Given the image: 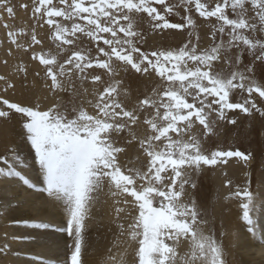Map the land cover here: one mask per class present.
I'll return each instance as SVG.
<instances>
[{
	"label": "snow or ice",
	"instance_id": "obj_1",
	"mask_svg": "<svg viewBox=\"0 0 264 264\" xmlns=\"http://www.w3.org/2000/svg\"><path fill=\"white\" fill-rule=\"evenodd\" d=\"M16 7L0 0V119L16 118L37 175L32 179L18 169L16 146L6 145L0 154V209L38 202L61 209L66 223L55 227L31 216L10 221L7 227L22 226L30 234L4 231L0 256H10L12 264H59L12 247L59 232L71 241L66 264H85L89 229L103 227L93 210L110 201L109 225L125 244L118 264H126V255L131 264H227L215 220L205 218L207 208L195 197V178L231 158L245 165L252 159L208 144L221 126L236 125L238 115L264 118L257 103H264V78H257L256 68L264 66V0H21L30 32L9 24ZM174 15L182 22H171ZM198 20L208 28L203 47ZM45 27L54 51L43 50L38 39L37 29ZM169 30L186 31L188 39L179 47L142 50L147 33ZM14 52L31 53L34 75L55 98L46 110L39 98L31 105L5 98L16 80L26 87L28 79L27 63ZM122 73L157 82L130 105L121 100L128 96L118 78ZM136 127H144V134L137 135ZM132 147L138 166L121 162ZM12 185L16 192L9 191ZM223 200L238 202V227L255 237L256 217L264 218V192L238 184Z\"/></svg>",
	"mask_w": 264,
	"mask_h": 264
},
{
	"label": "bare ground",
	"instance_id": "obj_2",
	"mask_svg": "<svg viewBox=\"0 0 264 264\" xmlns=\"http://www.w3.org/2000/svg\"><path fill=\"white\" fill-rule=\"evenodd\" d=\"M4 43L5 42L2 39L0 43L1 44L0 48H4ZM0 70H3V69H0ZM40 88L41 87H39V89ZM17 89H18L17 91H19V88ZM32 90L34 91V89ZM17 91L11 90V92H13L15 95ZM46 92L47 90L40 91L39 92L40 97L39 96L37 97L40 98L41 100L42 96H44L43 99H45L46 98L45 95L47 94ZM19 93L17 92L18 95ZM14 94L13 96H12V93L8 94L10 97L6 96V94L4 95L6 96L7 99L10 100L11 98H15ZM31 95L33 96L34 94H31ZM17 97L15 98L16 100L19 99V98L17 99ZM22 97H24V95ZM28 98H31V97H28ZM21 99L23 98H20L19 100ZM33 100L31 99L32 103L34 102ZM41 101L43 102L44 100H41ZM24 102L26 101L24 100ZM50 102L52 103V100ZM44 104H47V101ZM4 121L6 122L5 126L0 127V130L2 132V135H5V139L3 143H0V151L4 152L6 145L14 144L16 146L17 152L19 153V157H20L19 162L17 163V168L26 171L32 179H36L37 174H36L34 167H32L33 163L31 162V160L33 159V153L30 150V146L25 144L22 138L19 136L18 124L13 123L12 120L11 121L4 120ZM262 166L263 165H261V167ZM228 169L230 170V172L229 171L227 172H229L230 174L233 172L237 173V171H235L236 168H232L231 165L230 167H228ZM241 171L242 170L240 169L239 172ZM217 177H215V179ZM220 178L221 177L217 178L216 184H219ZM251 178L252 176H250V170L248 169L245 172V174L241 176L240 178L241 183L239 185L248 184L249 187L250 186L252 187L253 183H252ZM222 179L220 183H222ZM236 183L238 182L236 181ZM216 184L214 183V185ZM216 186H214V189ZM17 187L18 186L16 185H12L10 186L9 191L16 192ZM230 188L232 189V187ZM220 189L221 191L226 190V188L222 189L221 186H220ZM228 190L230 189H227L226 191ZM252 191L264 192V169L257 172L256 179H255V185ZM223 192L224 191H222L221 193ZM225 193H223V195ZM220 199H221V202H219L220 200L219 201L217 200L218 203L216 202L218 206L217 208H215L216 210L214 211V214L216 215L217 218H220L218 221L216 220V223L219 226L218 228H220V231L227 233L223 237L219 236L218 240H222V244L226 250V258H228L229 260V261L227 260L228 263L229 264H264V250H262V245H264V218H261L259 215H257L256 217L257 235L255 237H252L250 234L246 233V230L244 228L238 227V224H239L237 220L238 202L233 201V202H229L226 204L225 202H222L223 201L222 197ZM110 205H111L110 201L107 204L101 205L98 213L96 212L95 209L93 210V215H98L100 217H103V220H102L103 227L97 229L95 226H92L89 229L88 236H87V248L83 256V260L85 264H118L121 254H123L125 251V244L123 243L124 238H118V230L115 227V225H109V221L112 219V211H113ZM29 216H31L34 219H43L45 221H51V223L55 227H62L66 223L64 214L61 209L53 208L50 205L41 207L38 202H33L30 205L20 206V207H16L13 209H0V236H2L4 231H9L11 233H14L20 236L29 235L30 234L29 230H25L22 226L13 225L10 228L7 227L10 221L19 220L22 217L28 218ZM221 224L223 225V227H221ZM40 231H43V230H40ZM48 231L51 232V229H49ZM47 241H55V244H49L47 243ZM0 243H3L2 239H0ZM70 243L71 241L67 238L66 234L56 232L53 235H49L47 237H40L38 241L17 242L13 244L12 247H13V250L19 251L22 254L28 253L40 259H51V260L58 261L59 264H66V259H67V256L69 255L68 244ZM109 248H112L111 253H109L108 251ZM110 256H116L117 261L116 262L110 261L109 259ZM126 256L129 257L127 263H130L129 260L132 259L131 255H126ZM126 256L125 258H128ZM0 264H12V258L10 256L9 257L0 256Z\"/></svg>",
	"mask_w": 264,
	"mask_h": 264
},
{
	"label": "rangeland",
	"instance_id": "obj_3",
	"mask_svg": "<svg viewBox=\"0 0 264 264\" xmlns=\"http://www.w3.org/2000/svg\"><path fill=\"white\" fill-rule=\"evenodd\" d=\"M19 2H21V0H11L12 5L17 6V7H16V19L10 20L9 24L16 27V28H20V27L27 28L30 32L32 21L29 19V13H25L18 8ZM26 2L30 3V0H26ZM170 2L175 3V2H177V0H170ZM178 11H180L181 15L183 14L182 9H179ZM169 19L171 22H174V23L182 22L179 15L170 16ZM207 30H208L207 25L201 23L198 20L196 32H198L201 36V47L206 46L208 43V40H207L206 35H205ZM47 35H48V32L46 30V27H45V29H39V28L37 29V36H38V39H40L42 41L43 50L47 51V50L51 49L54 51V46L52 45L51 41H49L47 39ZM2 39H3V30L0 29V43H1ZM187 39H188V37H187L186 31L181 33L177 30H169L167 32L147 33L146 34V44L142 45V50L151 51V50H157L160 48L167 49V48H172V47H179ZM193 39H195V35L193 36ZM0 47H1V44H0ZM35 50H37V51L41 50V46H35ZM30 56H31L30 52L28 54H24L23 52H14V57L16 59H22L25 63H27V65L29 67L28 79H27V81L23 82L24 84H26V87H22V81L21 80L15 81L16 87L19 88V91H17L18 90L17 88L15 89V91H17L18 93L20 92L19 95L16 92V95L18 97L13 92H11V90H9L8 93L6 94V96H8V97H10L8 94L12 93V96L14 94L15 95L14 97L15 98L17 97V99L23 98L21 100H19V99L16 100L15 98H11L10 100L11 101L13 100V102H19V101L21 102L23 100L21 103L26 104V105L34 104L37 100L36 98H38L37 96H39V92L42 90H45V91L47 90L44 87V81H43L42 77H36L34 75L35 63L30 61ZM10 62H14V61H10ZM246 62H248L247 58H246ZM256 68H257V78L258 79L264 78V66L257 64ZM4 71L5 70H0V74H4ZM118 78L123 79V81H124L123 88L126 89L128 92V96L125 97L124 95H122L121 100L125 101L126 103H129L130 105H134L136 103L137 99L143 98L144 96L149 95L151 92V89L155 86V84L157 82L155 78L141 77L138 74L137 75H125L122 73L121 77H118ZM39 87H41V88L39 89ZM88 87L91 88L92 86L88 85ZM32 89H34V91ZM35 89L37 90L38 93L36 92ZM30 90H32V91H30ZM46 93H47L45 95L46 100L43 99L44 96H42L41 100H44L45 101V102L43 101L44 103H46V101H47V104H44L40 100L41 101V107L44 110H46L48 107H50L55 102V98L53 96H50L48 90ZM31 94H34V95L32 96ZM36 94H38V95H36ZM23 95H24V97H22ZM25 95L28 97H31V98H28ZM47 95H48V97H47ZM6 96H5V98H6ZM26 99H28V100H26ZM31 99L32 100L34 99L33 103L31 102ZM233 99L234 100L239 99V97H234ZM24 100L27 103L24 102ZM51 100H52V103L50 102ZM257 103H258V106L264 107V103H261L259 100L257 101ZM88 110L90 112L92 111L91 108H89ZM13 119H12V122L18 124L16 118L14 117ZM15 120H16V122H15ZM0 123H2V124H0V127H3V126H5L6 122L3 119H0ZM134 131H136L137 135H143L144 134V127H136V128H134ZM1 135H2V132L0 130V143H3L4 139H5V135H2L3 137ZM208 146L212 150H215L216 148H221L223 150H229V149L237 150L238 149V150L244 152L245 154L250 153L252 156V159L248 162L246 167L242 161L238 160L237 158H231L225 164H219V165L214 166L212 168H206V169L202 170L199 177L195 178L197 180V189L195 190V193H194L195 197L198 200V202L200 201L199 203L201 205H205V207L207 208L208 215L205 218L213 219L215 217L214 218V220H215V224H214L215 232H216L217 239H219L221 231H220V228H218L219 226L217 225L216 220L218 221L220 218H217L216 215L214 214V211L216 210L215 208H217V206H218V204H216V202L218 203L219 200H220L219 202H221L220 198L222 197V199H223L224 196H226L228 194L229 190L226 191L227 189H231L230 187H232V189H234L236 184L241 183L240 178L243 174H245V172L248 169L250 170V176H252L251 179H252L253 184H252V187L250 186V190H252L254 185H255V179H256L257 172L264 169V118L259 117V114H255L252 117L244 116L242 114L238 115L237 116V124L234 126L233 125L221 126L217 130V135L212 137L211 140L209 141ZM0 154H3V152L0 151ZM137 155H138V152H137V149L135 147L129 148L127 154L121 157V162L128 164L131 161L132 164L130 166H138L135 164V157ZM31 162L33 163V159L31 160ZM230 165L232 166V168H236L235 171H237V173H234V172L231 174L229 173L230 170L228 169V167H230ZM261 165H263V166L261 167ZM240 169L242 170L241 172H239ZM227 171H229V172H227ZM232 174H234V175H232ZM226 176H227V178H226ZM215 177H217V178L221 177L220 181H219L220 185L216 184L217 178L215 179ZM225 178H226V180H225ZM221 179H222V183H220ZM235 180L238 183H236ZM227 181L228 182L230 181L231 183L226 187L225 184ZM214 183L217 186L214 185ZM233 185H235V186H233ZM214 186H216L215 189H214ZM220 186L222 189L226 188V190H222V191H224L223 193H225V192L227 193V194L225 193L226 195L225 194L223 195V193H221L222 191L220 189ZM212 189H214V190H212ZM200 194L202 197L200 196ZM222 202H224V200ZM210 212H211V214H210ZM217 231H219V232H217ZM126 257H128V256H126ZM128 259H129V257L125 258L126 264H131L130 260H132V259L129 260L130 263H127ZM226 260H228V258H226ZM228 261H227V264H229Z\"/></svg>",
	"mask_w": 264,
	"mask_h": 264
}]
</instances>
